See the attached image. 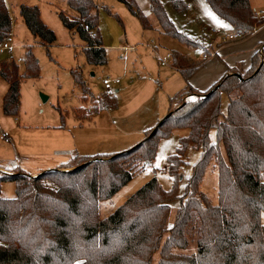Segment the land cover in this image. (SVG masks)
Masks as SVG:
<instances>
[{"label":"trees","instance_id":"obj_1","mask_svg":"<svg viewBox=\"0 0 264 264\" xmlns=\"http://www.w3.org/2000/svg\"><path fill=\"white\" fill-rule=\"evenodd\" d=\"M119 1L140 19L144 29L150 28L134 0ZM169 1L177 12L188 8L183 0ZM205 1L242 37L264 25V15H254L250 0ZM149 4L164 35L200 47L204 54L209 52L174 26L160 0H149ZM67 5L84 22L59 12L63 26L84 41L82 52L88 64L103 65L105 48L98 31L97 5L93 0H67ZM19 14L42 45H52L55 33L41 20L36 5H20ZM10 29L6 1L0 0V43ZM24 58L22 74L9 64L0 65V76L8 82L2 98L5 115L16 116L19 111L21 79L39 75L32 50H26ZM204 63L174 51L172 66L183 76L185 85L170 97L168 114L128 149L74 155L36 176L18 169L1 172L0 191L2 182L12 181L15 196L0 195V264H264V46L252 53L246 67L236 65L205 91H199L188 78ZM71 74L86 92L81 73L72 70ZM191 93L199 98L182 101ZM223 96L227 98L225 112ZM95 98L91 100L96 111L117 107L114 94L103 92ZM177 101L180 103L171 110ZM175 129L188 132L167 159L172 188L163 189L152 177L101 218L100 202L120 190L137 169L150 164L159 141ZM210 130L215 131V141L210 139ZM188 147L199 150L200 156L179 194V169ZM211 163L218 176L216 204L199 189ZM175 200L178 205L169 223ZM192 243L196 247L189 251Z\"/></svg>","mask_w":264,"mask_h":264},{"label":"rangeland","instance_id":"obj_2","mask_svg":"<svg viewBox=\"0 0 264 264\" xmlns=\"http://www.w3.org/2000/svg\"><path fill=\"white\" fill-rule=\"evenodd\" d=\"M93 1L97 5L98 31L105 48L106 61L103 65L87 63L82 52L84 41L73 29L64 27L58 17V13L63 12L70 18L80 19L78 14L76 16L68 14L70 9L67 0H6L11 16V29L7 39L3 42H7L13 48L0 53V65L9 64L16 67L18 73L22 74L25 69L24 54L30 49L38 62L39 75L35 78L21 79L20 104L16 116L3 114L2 98L8 88V82L0 76V130L4 128L9 132V142L0 139V167L7 165L9 170H17L18 167H15L18 165L17 160L23 159L24 155L30 151L31 145L37 143L38 139L34 137L49 136L51 134L49 131H52L53 126L65 128V136L69 138L73 135L75 139H78V146L82 150L79 153L81 155H83L82 152L87 155L111 154L128 149L143 140L146 131L143 128L147 126L144 125L146 124L144 121L148 120L147 117L157 118V123L161 121L169 112L170 97L185 85L183 76L172 69L174 51L192 61H207L214 55L215 50L218 54L217 60L226 67L224 62L231 55L227 52V45L244 39L239 36L234 39L233 43L220 41L219 43H224V45L216 47L215 41L218 37L219 39L225 38L227 33L218 29L212 18L214 12L205 0H183L188 6L184 12L175 11L169 0H160L164 9H167L168 13L165 11L174 26L192 36L194 44L208 49L209 52L205 54L207 57L203 58L204 52L200 47L195 48L192 45L180 43L155 30H144L140 19L132 14L121 1ZM134 3L136 9L146 17L150 29L152 27L149 21L158 23L149 0H134ZM22 4L38 7L41 20L55 33L52 45L48 47L42 45L40 40L36 39L27 29L19 14V7ZM250 4L254 12L264 10V0H250ZM80 22L83 23V19H80ZM150 41H153L155 45L153 49L146 46ZM132 46L136 48L134 50L128 48ZM166 53H171V59L165 66H162L159 64V59ZM72 70L81 73L87 88L86 92L74 82ZM197 70L190 75L191 81L188 78V83L192 87H194L192 84L197 87L201 84L198 81L202 80V75ZM106 77L120 78L121 82L116 86L118 91L113 89L117 107L96 111L93 109L91 99H96L95 97L105 92L102 79ZM41 94L47 96L46 101H42ZM197 98H199L197 93H191L184 96L182 101L186 102V99L194 101ZM179 103L180 101L174 102L171 110ZM226 106L227 98L223 96V112L226 111ZM16 124L18 128H14ZM47 126L48 128H41ZM187 132V129H175L168 137L161 139L154 160L143 168L137 169L131 180L111 198L100 202V217L104 218L111 214L152 177L156 178L163 189L172 188L173 179L167 172V159L176 152L180 137L186 135ZM209 136L211 141H215L214 130H210ZM129 141L131 145H125ZM199 156V150L191 147L186 149L182 158L184 163L179 169V173L182 174L177 183L179 194L184 191L186 179ZM13 161L15 162L11 163ZM54 168L56 167L49 169ZM217 181V171L211 163L206 169L199 189L212 204L218 202ZM49 185L53 187L52 184ZM0 195L4 198H13L15 196L14 183L12 181L2 182ZM177 205V200L171 202L172 212L169 223L173 220L174 209ZM261 222L264 224V212L261 214ZM195 247L192 243L189 251L194 250ZM154 257L156 259L158 254L156 253Z\"/></svg>","mask_w":264,"mask_h":264},{"label":"crops","instance_id":"obj_3","mask_svg":"<svg viewBox=\"0 0 264 264\" xmlns=\"http://www.w3.org/2000/svg\"><path fill=\"white\" fill-rule=\"evenodd\" d=\"M165 10L167 11V9ZM252 10L254 11V8H252ZM261 10H256V11H261ZM68 14L72 16H76L77 13L72 9H70V13ZM214 15H212L213 16L212 18L218 29L227 33V35L234 32L232 27L227 22L217 17V15L215 16ZM149 23L151 24L152 27L151 29L149 28V30H155L158 31L159 33H162V30L159 27L158 23L156 24L150 21ZM223 39L224 37H221V39H219L218 37V40L215 41L216 47H218V45H224V43H219L220 41L221 42L228 41L229 43L234 42V40L225 41ZM263 46H264V25L255 28V30L250 35L244 37V39L240 41L239 40L235 41L232 45H227L228 47L227 52L231 53V55L229 54L230 56H228L227 60L224 62L226 67H224L223 64L217 60L218 54L214 50L213 53L214 55L210 59L208 58L209 60L205 61V63L197 70V72H199V74L202 75V80L198 81V83L201 84H198L199 85L198 87L194 84L192 85L196 89L198 90L200 89L199 91H205L214 82L218 81L224 74L226 73L229 74L230 73L229 70L235 67L236 65L241 63L246 67L250 62V57L252 53L256 50L261 51ZM172 69L178 72L175 68ZM189 80L191 81L192 79L189 78ZM115 91H118V89H116ZM190 100L191 99H186V101H190ZM147 119H148L147 121H144V123H146L144 125H147L146 128H143L145 130L153 128V126L158 121L157 118L154 117H147ZM14 128H18V124H16ZM41 128H48V126ZM52 128H53L52 131H49L51 132L49 136L38 135L34 137L35 139H38L37 143L31 145L30 151L24 155L23 159L17 160L18 165H15V167H18L19 172H24L26 174H29L30 176H35L36 174L41 173L45 169L57 167L60 163L64 162L65 160H68L72 156L81 153L80 151L82 150L81 147L78 146L79 144L78 139H75L73 135H71L69 138L65 136L64 135L65 128H59V126H53ZM130 142L131 141L127 142L125 145H129ZM81 146L83 147V145ZM82 154L84 155L85 153L82 152ZM14 162L15 161L11 163ZM1 172H13V171L9 170L7 165L6 166L2 165L0 167V173Z\"/></svg>","mask_w":264,"mask_h":264},{"label":"built area","instance_id":"obj_4","mask_svg":"<svg viewBox=\"0 0 264 264\" xmlns=\"http://www.w3.org/2000/svg\"><path fill=\"white\" fill-rule=\"evenodd\" d=\"M263 14V11H255L254 12V15L257 16V17H260L262 16ZM84 28L87 29V26L84 25ZM241 37L242 36V33L240 32H232L230 34H228L223 40H234L236 39L237 37ZM145 46V45H144ZM146 46L149 48V49H153V47L155 46L153 41H150L146 44ZM13 46H11L10 44H8L7 42H3L1 45H0V53L5 51V50H12ZM129 49H132L134 50L136 48V46H132V47H128ZM206 58L207 56L204 54L203 55V58ZM169 59H171V53H166L165 56H163L162 58L159 59V64H161L162 66H165L168 62H169ZM120 78L116 77V78H109V77H106V78H103L102 79V84H103V89L105 92H107L109 95H112L113 94V89L116 90V86L120 83ZM0 139L4 140L5 142H9V132L8 130H0Z\"/></svg>","mask_w":264,"mask_h":264},{"label":"water","instance_id":"obj_5","mask_svg":"<svg viewBox=\"0 0 264 264\" xmlns=\"http://www.w3.org/2000/svg\"><path fill=\"white\" fill-rule=\"evenodd\" d=\"M41 99H42V101L44 102V101H46V99H47V96H45V95L41 94Z\"/></svg>","mask_w":264,"mask_h":264}]
</instances>
